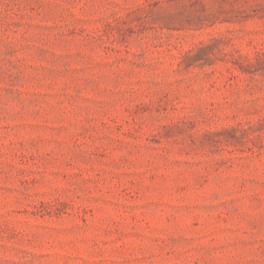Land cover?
Segmentation results:
<instances>
[{"label": "rangeland", "instance_id": "obj_1", "mask_svg": "<svg viewBox=\"0 0 264 264\" xmlns=\"http://www.w3.org/2000/svg\"><path fill=\"white\" fill-rule=\"evenodd\" d=\"M0 264H264V0H0Z\"/></svg>", "mask_w": 264, "mask_h": 264}]
</instances>
